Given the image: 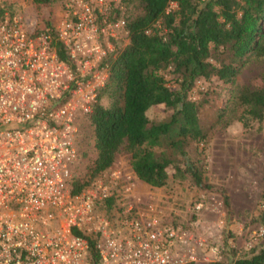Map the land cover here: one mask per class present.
<instances>
[{"label": "built area", "instance_id": "2783aa9c", "mask_svg": "<svg viewBox=\"0 0 264 264\" xmlns=\"http://www.w3.org/2000/svg\"><path fill=\"white\" fill-rule=\"evenodd\" d=\"M110 1L80 0L53 26L67 62L49 33L14 16L0 19V264L211 261L200 254L203 241L180 226L106 216L98 207L109 195L102 182L73 190V136L107 76V40L124 29L122 18L109 15Z\"/></svg>", "mask_w": 264, "mask_h": 264}, {"label": "trees", "instance_id": "16d2710c", "mask_svg": "<svg viewBox=\"0 0 264 264\" xmlns=\"http://www.w3.org/2000/svg\"><path fill=\"white\" fill-rule=\"evenodd\" d=\"M25 1L38 12L55 0ZM129 1H136L138 11L134 17L123 18L128 41L105 58L107 76L86 116L95 151L89 177L103 174L112 166L117 152L124 149L130 171L151 187L188 178L195 188L211 189L203 176V159L213 124L201 122L202 103L188 99L187 92L197 79L227 84L235 89V98L248 117L264 120V87L234 86L250 57H264V0ZM120 2L110 3L112 19L119 17ZM170 2L175 7L166 10ZM13 15L10 3L0 0V19ZM42 31L50 34L58 59L67 62V50L56 38L53 24L46 21ZM225 55L230 62L223 61ZM165 72L176 88L166 85ZM101 96L108 99L107 106L98 102ZM159 104L169 111L168 115L149 120L146 110ZM223 113V107L219 108L216 120ZM189 146L193 156L188 154ZM90 179L75 176L73 190L88 185ZM220 193L228 212V197L222 190ZM114 202L115 194L111 193L98 207L109 215ZM256 221L263 229L259 245L252 246L247 255L232 253L234 256L228 259L205 264H264V196ZM88 245L93 263L97 257L94 240L88 238ZM226 248L234 251L228 244Z\"/></svg>", "mask_w": 264, "mask_h": 264}, {"label": "rangeland", "instance_id": "374dc122", "mask_svg": "<svg viewBox=\"0 0 264 264\" xmlns=\"http://www.w3.org/2000/svg\"><path fill=\"white\" fill-rule=\"evenodd\" d=\"M5 1L10 3L13 16L28 30L42 31L46 21L57 25L65 16L66 9L80 0H55L38 12L25 0ZM82 1L95 6V0ZM111 2L115 5L120 1ZM174 7L175 3L170 2L166 10ZM119 9L117 17L122 19L134 17L138 11L136 1L129 0L121 1ZM127 41L125 29H119L114 38L107 40L106 57L112 50L122 48ZM222 58L226 63L231 61L227 55ZM164 77L169 88L177 87L169 73L165 72ZM234 86L250 89L264 87V57H250L240 69ZM235 95V89L229 85L203 79L195 80L187 92L188 99L202 103L199 108L201 122L213 124L204 146L203 159V176L211 189L195 188L188 178L182 181L169 180L162 187H151L130 171L124 149L117 152L109 169L90 179L88 171L95 151L91 128L84 117L79 118L77 132L73 136L77 151L73 174L82 180L90 179L89 183L98 180L106 186L109 194H115L109 214L112 218L130 214L161 226H180L203 241L200 254L207 255L211 260L247 255L252 246L261 243L258 230L262 227L256 221V216L262 209L264 196V120L248 117ZM98 102L107 106L109 101L101 96ZM221 107L224 113L216 120ZM168 113L161 104L145 112L148 119L153 121L165 118ZM192 151L189 146L188 154L190 152L191 156ZM221 190L228 197V212L222 205ZM197 203H200L198 208L195 207ZM227 244L234 251H228ZM210 247L218 251L212 253Z\"/></svg>", "mask_w": 264, "mask_h": 264}]
</instances>
